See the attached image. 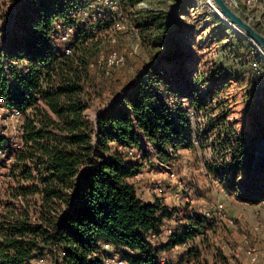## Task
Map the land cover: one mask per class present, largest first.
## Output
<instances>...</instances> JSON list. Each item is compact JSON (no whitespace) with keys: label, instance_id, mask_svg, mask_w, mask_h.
<instances>
[{"label":"trees","instance_id":"16d2710c","mask_svg":"<svg viewBox=\"0 0 264 264\" xmlns=\"http://www.w3.org/2000/svg\"><path fill=\"white\" fill-rule=\"evenodd\" d=\"M120 1L133 6L147 0ZM175 2V15L165 22L174 29H163L155 38L159 44H172L173 56L154 55L120 98L91 121L85 111L96 93L87 87L100 44L94 30L78 23L73 0H17L12 26L0 47V108L19 112L15 145H7L0 135V144L13 156L0 197V264H34L46 255L52 264H105L103 244L118 248L126 264H159L161 249L192 241L209 228L203 215L184 214V223L169 240L162 247L154 246L149 235H158L163 221L175 216V209H167L158 199L145 202L137 195L131 179L144 162L124 150L141 149L139 133L154 144L160 162L171 158L167 148L193 147L187 111L182 104L172 103L171 97L186 96L194 111L206 112L208 100L220 92L219 81L208 93H200L189 78L193 54L189 45L181 47V43L194 26L179 16L193 0ZM163 21L157 23L164 26ZM57 24L74 28L70 53L59 41ZM171 63L178 68L174 75L163 65ZM259 97L264 100V87ZM225 117L220 114L210 121L203 134L222 129L223 148H233L235 131ZM237 150L232 154L241 163L213 173L239 201L264 202V175L258 173L264 158L254 161L257 171H245L263 187L253 188L252 182L238 192L242 167L249 169L251 164L250 156L242 159Z\"/></svg>","mask_w":264,"mask_h":264},{"label":"rangeland","instance_id":"374dc122","mask_svg":"<svg viewBox=\"0 0 264 264\" xmlns=\"http://www.w3.org/2000/svg\"><path fill=\"white\" fill-rule=\"evenodd\" d=\"M138 3L133 6L122 5L129 29L113 32L116 38L114 44L109 41L112 29L108 23L101 30H98L99 26L104 24L84 27L93 29L95 38L100 41L96 57L101 53L114 51L122 58V63L108 68V74L97 67H91V81L87 89L94 90L96 94H93L92 103L85 111L86 118L91 121L120 98L122 90L154 55L173 56V45L159 44L155 38L163 29H174L165 22L169 23L171 15H175V0H147V7H140ZM17 5V0H0L1 40L6 36V30L12 26ZM259 13L264 15V0H260ZM218 17L221 16L212 4L209 6L208 0H193V4L187 5L185 14L179 16L181 21L194 26L193 33L181 43V47L189 45L193 54L192 63L189 64V78L194 79V85L200 93H208L214 82L219 81L221 86L220 92L212 100H208L211 105L207 106L206 112L194 111L186 96L171 97L172 103L182 104L187 111L192 127L193 147L177 146L175 151L167 148L171 158L160 162L155 155L154 144L139 134L142 150L140 159L144 166L143 174L137 182H143L147 186L152 179L162 181L165 192L176 187L179 190L178 185L182 184L181 213L209 215L206 218L209 228L188 242L187 249L194 251L189 254L183 251L180 256L176 255L174 264H249L245 257L247 249L264 252V202L250 204L239 201L234 193L227 192L221 178L213 173L228 170L241 163L238 161L239 156L232 154L234 148L238 147L236 153H243L242 159L246 160L250 156L251 164L249 169L242 167L243 174L236 181L238 192L245 191L246 185L252 182L255 184L253 188L263 187L261 181H253L255 178L250 179L245 171H257L255 162L264 158V109L261 108L264 107V100L261 101L259 97V90L264 87V54L239 36L242 35L239 31L229 26L239 33L236 34ZM160 18L165 19L162 22L164 26L157 23ZM254 63L259 69L261 67L260 74L254 70ZM163 65L167 73L174 75L177 72L178 68L173 63ZM259 80L260 85L256 87ZM217 103L220 104L219 107L214 106ZM220 114L226 116L225 123L235 131L232 138L235 141L231 143L233 148H223L222 129L215 128L211 133L203 134L209 122ZM16 128L17 122L11 117V113L0 108V135L8 141L7 145L15 141ZM4 172L0 171V197L7 185ZM169 172L174 177H170ZM258 173L264 175V168ZM230 178L229 175L226 179ZM180 218L181 222L178 219L171 220L170 227L175 228L184 223L182 216ZM102 252L108 259L122 258L119 249L113 246L104 248ZM33 263L52 264L47 255Z\"/></svg>","mask_w":264,"mask_h":264},{"label":"built area","instance_id":"2783aa9c","mask_svg":"<svg viewBox=\"0 0 264 264\" xmlns=\"http://www.w3.org/2000/svg\"><path fill=\"white\" fill-rule=\"evenodd\" d=\"M76 4L77 11L74 16L78 18V23L83 27H88L92 24H106L108 23L112 29V33L109 35L110 43L114 44L116 38L113 32H123L129 29L128 24L125 19L124 11L122 9V2L120 0H73ZM224 2L235 12H237L243 19H245L252 26H257L262 31H264V15L259 13L260 0H224ZM140 7H147L145 1H140L138 3ZM1 19V14H0ZM1 27V26H0ZM59 31V41L64 43L66 46L65 52L70 53L71 48L68 46L72 41V34L74 32L73 27H62L60 24L56 25ZM0 34L1 28H0ZM136 34V31H135ZM5 37V36H4ZM4 43V38L1 40L0 36V47ZM256 47V46H255ZM257 48V47H256ZM258 49V48H257ZM259 50V49H258ZM260 52V50H259ZM261 53V52H260ZM4 56V55H2ZM263 56V55H262ZM264 57V56H263ZM122 63V58L119 57L116 52L111 51L107 54L101 53L96 61L90 64V67H97L104 71L105 74L109 73V67L114 65H119ZM254 70L257 74H260V69L256 63L253 64ZM260 85V80L255 84V86ZM0 104L2 100L0 99ZM3 110V108L1 107ZM11 117H14L17 122V128L19 124V112L13 110L10 112ZM16 128V129H17ZM17 132V130H16ZM15 144H13L14 146ZM125 152L129 156H134L135 158H140L141 149L137 147H125ZM13 161V156L8 153L5 149L4 144H0V166L5 168L6 171ZM172 176V175H171ZM148 191L154 193L155 195H161L164 191V187L160 181L152 179L147 185ZM172 231L168 229L166 234L171 235ZM153 237H156L153 234ZM111 245L103 244L104 248H109ZM184 246V244H183ZM247 257L249 259V264H258L259 251L256 249H247ZM105 264H126L122 258L108 259L105 256Z\"/></svg>","mask_w":264,"mask_h":264},{"label":"crops","instance_id":"0c3cea01","mask_svg":"<svg viewBox=\"0 0 264 264\" xmlns=\"http://www.w3.org/2000/svg\"><path fill=\"white\" fill-rule=\"evenodd\" d=\"M139 134H141V133H139ZM140 141H141V139H140ZM136 159L141 160L140 158H136ZM142 168H141V171L135 177H133L131 179V182L135 186L137 195L145 202H153L155 199H158L162 204H164L167 207V209H169V210L175 209V216L171 219L163 221V223L161 225V232L158 235H156V237H153L152 234H150L148 237L149 241L154 246L162 247L169 240V237L172 235V233H171V235L168 236L166 234V231L168 229H170L173 232L178 226L177 225L175 228H171L169 225L170 221L178 219L179 222H181L180 216L184 215L181 213V210H180V208H182L181 203H180V200H181L180 190H181V187L183 185L182 184L178 185L179 190L176 187V188H174V190H169L168 192L163 191V193L161 195H155V194L151 193L150 191H148L147 186H144L143 182H137V181H139L140 176L143 174ZM1 170L6 171L5 168H0V171ZM169 174H170L169 175L170 177H174L172 172H169ZM168 180H171V179H168ZM135 181L137 182L136 184H135ZM160 182H161V184L163 183L162 181H160ZM169 182H172V181H169ZM180 183H182V182H180ZM168 185H170V184L168 183ZM164 190H165V188H164ZM187 214H189V213H187ZM208 216L209 215L207 214L204 217L208 218ZM175 217H178V218H175ZM183 244H184V246H183ZM187 246H188V242H185V243H182L180 245L176 244L170 248L161 249L158 253L159 264H174L173 259L176 257V255L180 256V254H183V251L186 252ZM246 251H245V257L249 263V259L247 257ZM257 251H259V250H257ZM259 254H260V256L258 259V264H264V252L259 251Z\"/></svg>","mask_w":264,"mask_h":264},{"label":"water","instance_id":"95a60500","mask_svg":"<svg viewBox=\"0 0 264 264\" xmlns=\"http://www.w3.org/2000/svg\"><path fill=\"white\" fill-rule=\"evenodd\" d=\"M218 11L225 17L223 22L229 27L228 23L235 25L238 29L245 33L244 39L248 40L259 50L264 51V34L258 31L254 26L249 24L237 12L232 10L224 0H211ZM221 20V19H220Z\"/></svg>","mask_w":264,"mask_h":264},{"label":"bare ground","instance_id":"6f19581e","mask_svg":"<svg viewBox=\"0 0 264 264\" xmlns=\"http://www.w3.org/2000/svg\"><path fill=\"white\" fill-rule=\"evenodd\" d=\"M209 1V6L210 4H212L213 8L219 13V15L221 17H218L219 19H221L222 21L223 20H226L225 17L218 11L217 7L215 6V4L211 1V0H208ZM229 26L235 28L237 31H239L243 36H245V33L242 32L240 29H238L235 25L231 24V23H228ZM246 37V36H245ZM260 52L264 54V51L260 49ZM264 56V55H263Z\"/></svg>","mask_w":264,"mask_h":264}]
</instances>
